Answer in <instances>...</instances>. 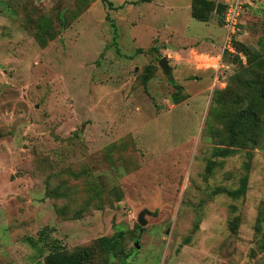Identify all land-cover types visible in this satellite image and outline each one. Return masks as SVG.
<instances>
[{
    "label": "rangeland",
    "instance_id": "obj_1",
    "mask_svg": "<svg viewBox=\"0 0 264 264\" xmlns=\"http://www.w3.org/2000/svg\"><path fill=\"white\" fill-rule=\"evenodd\" d=\"M246 2L228 42L191 0H0V264H43L23 242L41 230L68 252L120 231L128 264H264V124L211 158L222 91L264 69V0Z\"/></svg>",
    "mask_w": 264,
    "mask_h": 264
},
{
    "label": "trees",
    "instance_id": "obj_2",
    "mask_svg": "<svg viewBox=\"0 0 264 264\" xmlns=\"http://www.w3.org/2000/svg\"><path fill=\"white\" fill-rule=\"evenodd\" d=\"M148 2L150 0H142ZM225 7L221 3L211 0H191L190 15L199 22H208L210 15L215 12L222 22ZM258 58L248 59V78L245 79L241 94L236 95L233 89L222 91L227 98L222 99V111L216 116L227 130V144L223 149H214L211 158L226 157L235 149L252 148L259 143V128L264 124V69H261ZM216 94H220L217 92ZM221 104V103H220ZM215 168V161L209 160L204 168L205 178ZM248 170V169H246ZM247 188V176L239 180L237 188L233 190H216L214 194L224 193L231 199L243 196ZM230 230L235 232L237 222L232 221ZM196 224L193 232L198 228ZM124 235L120 231L111 236L100 237L92 246L68 252L56 239H50L46 230H41L37 238L23 239L32 249L43 252L47 248L43 264H113L112 260L120 259V264H128L129 254L124 252ZM188 240V239H187ZM187 240L185 242H187ZM131 252H135L131 249Z\"/></svg>",
    "mask_w": 264,
    "mask_h": 264
},
{
    "label": "built area",
    "instance_id": "obj_3",
    "mask_svg": "<svg viewBox=\"0 0 264 264\" xmlns=\"http://www.w3.org/2000/svg\"><path fill=\"white\" fill-rule=\"evenodd\" d=\"M243 4H250L249 2L245 3V0H226L223 5L225 7L223 11V29L226 34V41H230L232 36L235 33L236 26L238 23V11L242 9Z\"/></svg>",
    "mask_w": 264,
    "mask_h": 264
},
{
    "label": "water",
    "instance_id": "obj_4",
    "mask_svg": "<svg viewBox=\"0 0 264 264\" xmlns=\"http://www.w3.org/2000/svg\"><path fill=\"white\" fill-rule=\"evenodd\" d=\"M158 67L162 69V71L164 72V74L166 76L170 75V67L168 65V61L165 58H160L159 59ZM146 214H147L146 210H142L139 213L138 218H137V223H138L139 226H144L146 224V221L144 219V216ZM135 247H136V249L138 248L136 243H135Z\"/></svg>",
    "mask_w": 264,
    "mask_h": 264
}]
</instances>
